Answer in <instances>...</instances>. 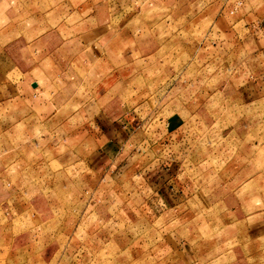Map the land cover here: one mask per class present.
I'll return each mask as SVG.
<instances>
[{
    "label": "rangeland",
    "instance_id": "rangeland-1",
    "mask_svg": "<svg viewBox=\"0 0 264 264\" xmlns=\"http://www.w3.org/2000/svg\"><path fill=\"white\" fill-rule=\"evenodd\" d=\"M0 264H264V0H0Z\"/></svg>",
    "mask_w": 264,
    "mask_h": 264
}]
</instances>
